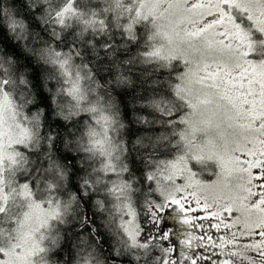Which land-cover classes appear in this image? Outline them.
Returning <instances> with one entry per match:
<instances>
[{"label":"snow or ice","instance_id":"snow-or-ice-1","mask_svg":"<svg viewBox=\"0 0 264 264\" xmlns=\"http://www.w3.org/2000/svg\"><path fill=\"white\" fill-rule=\"evenodd\" d=\"M9 34L0 264H264V0H13Z\"/></svg>","mask_w":264,"mask_h":264},{"label":"trees","instance_id":"trees-1","mask_svg":"<svg viewBox=\"0 0 264 264\" xmlns=\"http://www.w3.org/2000/svg\"><path fill=\"white\" fill-rule=\"evenodd\" d=\"M0 6H7V7H12L13 6V0H0ZM16 7H20L19 4H16ZM28 9L25 7L22 11V15L27 13ZM0 42H2V44H0V46H2L4 49L11 51L12 45H15L17 42L15 40H13L11 38V34H9L7 37H0ZM23 43L24 42H20V47H23ZM22 58V55H21ZM134 93L129 92L128 95V99L129 101H131L132 99V95ZM205 177H207V175H205ZM90 212L94 211V209L91 208V205L89 204V209ZM94 219L96 220L97 225H99L101 223L100 218L94 217Z\"/></svg>","mask_w":264,"mask_h":264},{"label":"flooded vegetation","instance_id":"flooded-vegetation-1","mask_svg":"<svg viewBox=\"0 0 264 264\" xmlns=\"http://www.w3.org/2000/svg\"><path fill=\"white\" fill-rule=\"evenodd\" d=\"M168 224L171 225V228H173L174 230H178V231H175V232H177L179 238H182V236H181L182 232L188 231L187 227H184L183 225L177 223L176 221L171 220V221L168 222ZM178 243H176L175 247H179Z\"/></svg>","mask_w":264,"mask_h":264},{"label":"rangeland","instance_id":"rangeland-1","mask_svg":"<svg viewBox=\"0 0 264 264\" xmlns=\"http://www.w3.org/2000/svg\"><path fill=\"white\" fill-rule=\"evenodd\" d=\"M205 175H207V174H205ZM202 178H205V179H207V177H202ZM169 221H171V219H168V222ZM205 224H207V221H205L204 222ZM176 224V223H175ZM146 227H149L150 225H145ZM184 226V225H183ZM184 227H186V226H184ZM175 231H178V230H174L173 228H172V233H173V235H172V239L173 240H176V242L178 243L179 242V240L181 239V238H179L178 237V234H177V232H175ZM188 231H189V229H188ZM195 231H197V233H199V229H195ZM179 244V243H178Z\"/></svg>","mask_w":264,"mask_h":264}]
</instances>
